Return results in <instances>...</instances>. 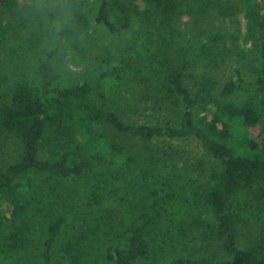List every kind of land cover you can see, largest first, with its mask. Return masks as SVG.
<instances>
[{
    "label": "trees",
    "instance_id": "trees-1",
    "mask_svg": "<svg viewBox=\"0 0 264 264\" xmlns=\"http://www.w3.org/2000/svg\"><path fill=\"white\" fill-rule=\"evenodd\" d=\"M85 3L75 74L0 0V264H264V0Z\"/></svg>",
    "mask_w": 264,
    "mask_h": 264
},
{
    "label": "clouds",
    "instance_id": "clouds-1",
    "mask_svg": "<svg viewBox=\"0 0 264 264\" xmlns=\"http://www.w3.org/2000/svg\"><path fill=\"white\" fill-rule=\"evenodd\" d=\"M15 4L18 14L39 37L40 48L44 52L71 58L76 55L77 48H87L94 39L99 40L90 37L81 23L88 10L85 0H15ZM136 27L131 23L103 42L117 45L126 40L127 33Z\"/></svg>",
    "mask_w": 264,
    "mask_h": 264
},
{
    "label": "rangeland",
    "instance_id": "rangeland-1",
    "mask_svg": "<svg viewBox=\"0 0 264 264\" xmlns=\"http://www.w3.org/2000/svg\"><path fill=\"white\" fill-rule=\"evenodd\" d=\"M187 17H184L183 22H187ZM225 26L227 27L228 31L231 33H234L237 29H239V46L242 49H250L251 42L247 39V19L246 16L243 13H240L237 17L236 22H231L230 20H227L225 22ZM230 43V42H229ZM66 63H68V67L76 74H79L83 70V64L79 60H73L72 57L68 58L66 60ZM244 66L246 69H244ZM237 68L243 69L246 74H250L249 69L247 68V65L244 64V61L237 60L236 57L229 58L226 60V63H224L217 71L216 75L219 80V83H223L227 80H229L232 76H234L235 71ZM236 96H234L232 99H235ZM186 149H189V151L192 152L193 156L200 155L202 152L201 148L198 144L189 142L185 146ZM13 148H10L7 152H5V156L12 154Z\"/></svg>",
    "mask_w": 264,
    "mask_h": 264
}]
</instances>
